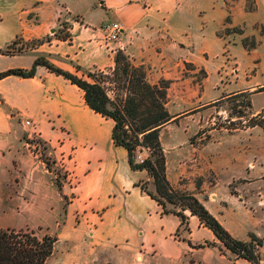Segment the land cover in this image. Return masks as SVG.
<instances>
[{
  "label": "crops",
  "instance_id": "0c3cea01",
  "mask_svg": "<svg viewBox=\"0 0 264 264\" xmlns=\"http://www.w3.org/2000/svg\"><path fill=\"white\" fill-rule=\"evenodd\" d=\"M142 1L103 0V18L98 22H89L64 6L78 20L66 22L70 40L61 41L55 37L59 8L54 21L48 15L57 0H0V51L10 45L21 47L11 55L0 54V72L29 70L38 56L71 74L76 67L82 71L107 70L113 66L115 53L121 51L134 65L165 75L180 72L185 63L209 75L213 45L218 53L224 49L231 52L239 46L247 54L241 40L253 34L242 28L245 23L239 24L242 32L235 46L228 44L230 35L218 38L217 42L210 38L215 23L207 11L218 3L222 5L224 0H208L203 6H193L187 0H152L150 5L143 6ZM255 1L257 10L242 12L241 17L242 20L254 17L252 23L259 24L260 20L255 18L259 0ZM103 21L122 27L119 40L109 50L103 47L105 41L103 46L100 44L103 32L99 25ZM222 21L223 18L216 26H222ZM15 40L19 43L13 44ZM24 119L35 124L41 139L50 126L57 130L63 127L77 146L85 147L84 153L79 148L72 151L76 155L77 183L70 189L75 196L67 199V213L79 215L80 229L89 230L92 238L100 236L104 242L138 252L142 263L144 257L179 264H189L188 259L192 264L227 263L228 251L188 212H185L189 219L184 239H174L179 218L162 215L160 207L136 186L148 180L147 175L131 171L125 150L108 143L112 121L106 120L102 132L101 118L85 106L82 92L43 66H37L30 78L9 76L0 80V214L11 207L18 212L16 204L34 201L36 180L40 184L48 181L46 191L50 196L53 193L43 163L22 139ZM83 161L87 170L80 172L78 168ZM62 195L65 198L69 194ZM57 197L59 203L60 195ZM205 242L214 245L192 247ZM240 263L249 264L242 259Z\"/></svg>",
  "mask_w": 264,
  "mask_h": 264
},
{
  "label": "rangeland",
  "instance_id": "374dc122",
  "mask_svg": "<svg viewBox=\"0 0 264 264\" xmlns=\"http://www.w3.org/2000/svg\"><path fill=\"white\" fill-rule=\"evenodd\" d=\"M207 1L185 2L203 6ZM142 2L147 6L152 0ZM258 4L255 18L260 20L259 24L252 23L254 17L243 20L241 17L242 12L257 10L255 0H224L222 5L218 3L207 11L215 23L209 32L212 42L230 35L228 44L235 46L239 43L241 29L245 28L253 35L243 39L248 47L254 45V52L251 50L246 54L238 46L231 52L224 49L218 53L213 45L209 75L187 63L181 66L180 72L166 75L143 67L150 83L163 78H168L169 82L166 108L174 118L159 132L169 183L176 190L193 194L235 239L249 242L252 234L261 239L260 253L264 254V129L247 127L254 117L264 118V0H259ZM64 6L89 22L103 18V0H57L47 14L54 21L59 8L60 22L55 33L58 36L68 34L66 22L78 20ZM222 18V26H216ZM240 23H245V27L241 28ZM103 24L104 21L99 29ZM103 42L102 36V46ZM114 44L103 47L109 50ZM20 48L12 45L10 52ZM73 74L80 76L78 72ZM247 102L250 108L246 107ZM25 121L30 120H23L22 139L43 163L53 193L50 196L46 191L48 181L40 184L36 180L33 191L36 199L16 204L18 212L13 207L7 208L0 214V229L33 230L38 236L57 238L53 254L45 264H179V261L157 262L150 257H144L142 263L138 252L104 242L100 236L92 238L89 230H81L79 215L67 213V199L75 196L70 189L77 183L76 155L72 151L79 148L84 153L85 147L77 146L76 140L63 127L57 130L48 126L45 138L41 139L35 124L31 123V128L24 125ZM99 121L103 132L106 120L101 118ZM238 122L241 123L239 127L231 126ZM146 156L144 150L136 152L137 160ZM78 169L80 172L87 170L84 161ZM146 184L144 186L153 191L150 181ZM63 193L69 195L63 198ZM57 194L60 195L59 203ZM186 231L187 225H182L174 239H184ZM213 245L205 242L192 247ZM168 250L172 252L171 247ZM219 251L224 255L222 249ZM188 262L193 263L189 259ZM212 264H239V259L228 252L227 263L215 261Z\"/></svg>",
  "mask_w": 264,
  "mask_h": 264
},
{
  "label": "trees",
  "instance_id": "16d2710c",
  "mask_svg": "<svg viewBox=\"0 0 264 264\" xmlns=\"http://www.w3.org/2000/svg\"><path fill=\"white\" fill-rule=\"evenodd\" d=\"M55 37L61 41L70 40L69 34H55ZM245 42L243 39L241 45L247 52L254 49V45L248 47ZM16 43L17 40L13 42ZM11 47L0 54L11 55ZM37 66L45 67L76 86L90 111L112 121L110 139L113 146L125 150L131 171L146 173L148 180L136 186L160 207L162 215L178 217L179 229L187 225L185 212H188L234 257L249 264H261V239L253 234L249 236V242L235 239L193 194L176 190L169 183L166 157L159 140L160 130L174 118L166 108L168 81L161 79L150 83L144 67L134 65L121 51L115 53L113 66L107 70L82 71L76 67L75 71L80 72V76H76L38 56L29 70L0 72V80L9 76L33 77ZM246 107L250 108L249 102ZM239 125L240 122L231 126ZM247 127L264 129V118L260 115L254 117ZM141 150L147 152V156L137 160L136 152ZM148 181L153 185V191L144 186ZM56 241L57 238L49 235L38 236L33 230L0 229V264H45L53 254ZM188 245L191 244L188 242Z\"/></svg>",
  "mask_w": 264,
  "mask_h": 264
},
{
  "label": "built area",
  "instance_id": "2783aa9c",
  "mask_svg": "<svg viewBox=\"0 0 264 264\" xmlns=\"http://www.w3.org/2000/svg\"><path fill=\"white\" fill-rule=\"evenodd\" d=\"M100 29L103 32L105 46L109 43H116L122 34V27L116 22H105ZM24 125L33 128L29 121H25Z\"/></svg>",
  "mask_w": 264,
  "mask_h": 264
}]
</instances>
